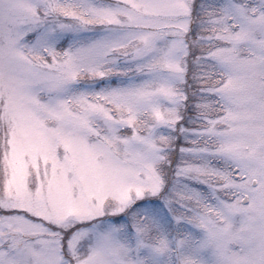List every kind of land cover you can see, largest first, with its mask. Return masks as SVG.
I'll return each mask as SVG.
<instances>
[{"label": "snow or ice", "instance_id": "1", "mask_svg": "<svg viewBox=\"0 0 264 264\" xmlns=\"http://www.w3.org/2000/svg\"><path fill=\"white\" fill-rule=\"evenodd\" d=\"M0 264H264V0H0Z\"/></svg>", "mask_w": 264, "mask_h": 264}]
</instances>
